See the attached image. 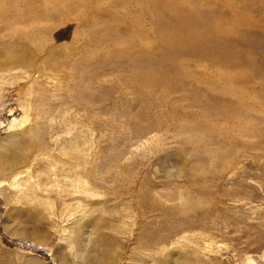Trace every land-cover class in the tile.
<instances>
[{
    "label": "rangeland",
    "instance_id": "obj_1",
    "mask_svg": "<svg viewBox=\"0 0 264 264\" xmlns=\"http://www.w3.org/2000/svg\"><path fill=\"white\" fill-rule=\"evenodd\" d=\"M78 1L0 0V264H264V0Z\"/></svg>",
    "mask_w": 264,
    "mask_h": 264
},
{
    "label": "bare ground",
    "instance_id": "obj_2",
    "mask_svg": "<svg viewBox=\"0 0 264 264\" xmlns=\"http://www.w3.org/2000/svg\"><path fill=\"white\" fill-rule=\"evenodd\" d=\"M80 1V0H79ZM78 1V2H79ZM52 3L51 4H53V1H51ZM30 3V2H29ZM81 3V2H80ZM79 3V4H80ZM78 5V4H77ZM82 5V4H81ZM56 6V5H55ZM60 6V5H59ZM61 7V6H60ZM31 8V7H30ZM40 9H42V8H40ZM6 10V9H5ZM50 10V9H49ZM26 11V10H25ZM30 11V10H29ZM48 11V10H47ZM46 11V12H47ZM56 12V11H55ZM54 12V13H55ZM62 12H63V10H62ZM66 12V11H65ZM174 12V11H173ZM10 14V13H9ZM62 14V13H61ZM78 15V14H77ZM186 15V14H185ZM40 16V15H39ZM3 17V16H2ZM48 17V16H47ZM83 17V16H82ZM49 18V17H48ZM46 19V18H45ZM186 21V20H185ZM178 22V21H177ZM182 22V21H181ZM30 24H31V21H30ZM179 24H181V23H179ZM184 24V23H183ZM187 24V23H186ZM7 25V24H6ZM11 27V26H10ZM185 28V27H184ZM14 29H15V27H14ZM30 29V28H29ZM32 29V28H31ZM42 29V28H41ZM186 29L187 30H189L187 27H186ZM36 30V29H35ZM17 31V30H16ZM43 31V30H42ZM49 31V30H48ZM191 31V30H190ZM18 32V31H17ZM19 32H20V30H19ZM40 32V31H39ZM201 33V32H200ZM37 34V33H36ZM37 39H39V38H37ZM28 40V39H27ZM32 41V40H31ZM33 41H35L34 39H33ZM43 41H44V39H43ZM45 43V42H44ZM41 47V46H40ZM36 48V47H35ZM38 48V47H37ZM32 51V50H31ZM25 55V54H24ZM11 56H12V54H11ZM16 58H14V60H15ZM24 59H26V58H24ZM22 60V59H21ZM9 71V70H8ZM22 122V121H21ZM24 155V154H23ZM73 173H74V171H73ZM69 174H70V172H69ZM67 175V174H66ZM74 176V175H73ZM75 176H76V174H75ZM16 177V176H15ZM76 178V177H75ZM89 178V177H88ZM15 179V178H14ZM77 179V178H76ZM81 180V179H80ZM83 180H85V178L83 179ZM72 181H73V179H72ZM70 182V181H69ZM71 184H75L74 183V181H73V183L71 182ZM89 184V183H88ZM76 185V184H75ZM78 187V186H77ZM74 190H76V188L74 189ZM71 192V191H70ZM74 192V191H73ZM158 243V242H157ZM4 261V260H3ZM3 263V262H2Z\"/></svg>",
    "mask_w": 264,
    "mask_h": 264
}]
</instances>
